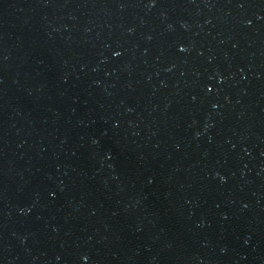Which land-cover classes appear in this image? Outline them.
Segmentation results:
<instances>
[{
	"label": "water",
	"instance_id": "1",
	"mask_svg": "<svg viewBox=\"0 0 264 264\" xmlns=\"http://www.w3.org/2000/svg\"><path fill=\"white\" fill-rule=\"evenodd\" d=\"M0 264H264V0H0Z\"/></svg>",
	"mask_w": 264,
	"mask_h": 264
}]
</instances>
